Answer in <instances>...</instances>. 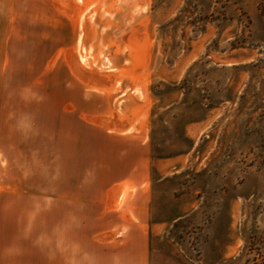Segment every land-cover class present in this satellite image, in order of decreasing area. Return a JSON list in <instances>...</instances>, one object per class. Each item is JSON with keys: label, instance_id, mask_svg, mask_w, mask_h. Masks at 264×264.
Listing matches in <instances>:
<instances>
[{"label": "rangeland", "instance_id": "rangeland-1", "mask_svg": "<svg viewBox=\"0 0 264 264\" xmlns=\"http://www.w3.org/2000/svg\"><path fill=\"white\" fill-rule=\"evenodd\" d=\"M259 8L0 0V233L36 250L56 137L133 122L150 154L151 264H264Z\"/></svg>", "mask_w": 264, "mask_h": 264}, {"label": "crops", "instance_id": "crops-1", "mask_svg": "<svg viewBox=\"0 0 264 264\" xmlns=\"http://www.w3.org/2000/svg\"><path fill=\"white\" fill-rule=\"evenodd\" d=\"M119 126L56 137L52 214L36 219L35 251L0 233V264H151L150 154L140 123Z\"/></svg>", "mask_w": 264, "mask_h": 264}, {"label": "trees", "instance_id": "trees-1", "mask_svg": "<svg viewBox=\"0 0 264 264\" xmlns=\"http://www.w3.org/2000/svg\"><path fill=\"white\" fill-rule=\"evenodd\" d=\"M259 9L264 13V0H259Z\"/></svg>", "mask_w": 264, "mask_h": 264}]
</instances>
